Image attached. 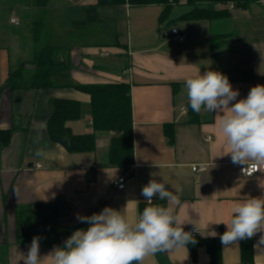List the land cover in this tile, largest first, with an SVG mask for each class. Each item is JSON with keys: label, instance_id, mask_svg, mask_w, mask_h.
Here are the masks:
<instances>
[{"label": "crops", "instance_id": "0c3cea01", "mask_svg": "<svg viewBox=\"0 0 264 264\" xmlns=\"http://www.w3.org/2000/svg\"><path fill=\"white\" fill-rule=\"evenodd\" d=\"M97 2L48 0L37 8L35 0H0V10L8 12L0 15V131L11 132L7 144L0 138V264H23L21 253L28 251L34 236L40 237L41 256L47 255L75 230L89 227L77 214L90 216L107 206L135 218L146 206L141 190L151 179L163 180L178 196L175 208L186 223L184 230L197 224L203 234L198 240L219 238L226 226L215 223L229 219L234 201L264 195V173L243 176L241 165L233 164L230 155L222 156L227 144L220 117L194 112L184 92L187 77L208 69L227 75L239 89L238 99L251 87L264 85V4L232 10L223 5L219 8L227 12L222 17L194 20L184 17L192 10L186 0H170L166 18L173 14V24L168 26L167 19H159L163 6L97 7ZM12 17L19 26L11 24ZM40 17L44 26L36 46L33 24ZM167 26L185 32V42H172L168 31L162 35ZM45 44L70 51L75 85H129L134 163L128 170L108 165L112 132H95V151L88 153H70L48 136L55 99L81 104L80 118L68 123L72 134L94 132L88 93L73 87L12 92L6 86L9 74ZM166 130L173 131L172 141ZM202 165V172L193 171ZM122 177L125 188L117 190L113 183ZM48 202L59 207L50 218L49 232L22 235L20 221L31 223L33 206ZM253 255L249 264H264V248L253 247ZM222 256L223 264H241L240 241L222 245ZM196 257L187 246L150 255L143 264H210L204 246L198 247ZM44 264H50L47 258Z\"/></svg>", "mask_w": 264, "mask_h": 264}, {"label": "clouds", "instance_id": "9594fccd", "mask_svg": "<svg viewBox=\"0 0 264 264\" xmlns=\"http://www.w3.org/2000/svg\"><path fill=\"white\" fill-rule=\"evenodd\" d=\"M184 92L194 112L220 117L219 130L227 144L222 156L230 155L249 176L264 172V85L251 87L246 97L238 99L239 89L233 88L228 76L208 69L187 77ZM167 186L163 180H149L141 190L146 206L135 218L107 206L90 216L77 214L76 219L89 227L75 230L45 256L40 254V237L34 236L28 251L21 253L23 264H44L45 258L50 264H143L150 255L197 243L193 232L203 234L195 223L193 231L184 230L186 223L175 208L178 196ZM221 223L226 226L220 234L222 245L251 240L259 233L254 248H264V195L234 201L229 219L215 224Z\"/></svg>", "mask_w": 264, "mask_h": 264}, {"label": "trees", "instance_id": "16d2710c", "mask_svg": "<svg viewBox=\"0 0 264 264\" xmlns=\"http://www.w3.org/2000/svg\"><path fill=\"white\" fill-rule=\"evenodd\" d=\"M192 6V10L184 14V17L209 20L222 17L227 12L226 9H211L203 7L204 4L215 3L223 6L229 1L235 3L237 7H249L259 0H186ZM48 0H35L37 8H44ZM130 6H163L160 22H165L166 16L171 7L170 0H98L97 7H110L113 5ZM33 39L37 46L40 43V31L44 26V18L40 17L34 24ZM70 51L52 47L49 44L42 45L35 49L33 58L21 63L17 69L9 74L6 86L12 92L16 90L43 89V88H76L82 93L91 96V113L94 132L84 135L72 134L68 127L69 122L78 120L81 116V104L78 100L55 99L51 101L53 114L49 119L47 131L48 136L54 143L62 145L70 153H88L95 151V132L109 131L115 134L111 140L109 153V166L120 167L128 170L134 163L133 147V119L132 105L130 98V87L126 84H99V85H75L70 79L69 65ZM195 120V117H194ZM167 136L172 141L173 131L166 130ZM11 132L0 131V138L4 144L9 142ZM165 204V202H161ZM59 207L56 202L35 204L31 223H25V219L20 221L23 232L22 235L39 233L47 234L50 229V218L56 214ZM196 239V238H195ZM197 243L188 244L191 256L195 259L197 249L204 246L210 257V264H223L222 244L219 238L205 240L196 239ZM64 242H58L57 246H62ZM254 240L240 241L241 264H249L253 260Z\"/></svg>", "mask_w": 264, "mask_h": 264}, {"label": "built area", "instance_id": "2783aa9c", "mask_svg": "<svg viewBox=\"0 0 264 264\" xmlns=\"http://www.w3.org/2000/svg\"><path fill=\"white\" fill-rule=\"evenodd\" d=\"M260 3L264 4V0H259ZM226 6L229 8V9H234L235 8V3L233 1H229L226 3ZM15 24L17 26H19L20 24V21L16 18V17H12L11 19V24ZM166 37L169 38L172 42H175V43H180L182 44L183 42H185L186 38H187V34L185 32H181L179 29L177 28H172L170 31L167 32L166 34ZM182 112H184V108L182 109ZM208 141L212 140L211 137H208L207 138ZM37 168H41L42 165L40 164H37L35 165ZM243 166H240V170ZM193 171L195 172H202L204 169H205V166L202 165V166H194L193 168ZM242 175L243 176H247V177H252V176H255V175H258L259 173H264V172H261V171H257L256 173H253L251 176H249L247 173H243L241 171ZM113 186L118 190H122L125 188V178L122 177V178H119L118 180L114 181L113 183ZM194 228H191L189 229L188 231H193ZM193 235L196 237H198L199 233L198 232H193Z\"/></svg>", "mask_w": 264, "mask_h": 264}, {"label": "rangeland", "instance_id": "374dc122", "mask_svg": "<svg viewBox=\"0 0 264 264\" xmlns=\"http://www.w3.org/2000/svg\"><path fill=\"white\" fill-rule=\"evenodd\" d=\"M223 5H226V4H223ZM203 7H205V8H211V9H220L219 7H222L221 5H217V4H215V3H209V4H204L203 5ZM138 9H140V8H138ZM138 9H135V10H138ZM0 12H1V16H2V14H6V15H8V12H5V11H3V10H0ZM170 19H167V22H168V26H170L171 24H173L172 23V19H173V14H171V16L169 17ZM166 22V23H167ZM9 25V24H8ZM166 27V31H162L161 33H162V35L164 34V32H167V31H170L173 27ZM21 28V27H20ZM22 28H24V27H22ZM129 28H130V26H129V23L127 24V22H126V31H125V35L127 34V36L128 35H130L129 34ZM131 32L134 30V20H132V23H131ZM214 30L216 31L217 29H216V27H214ZM9 33V32H8ZM13 48V47H12ZM12 48H10V49H12ZM13 50V49H12ZM16 55V54H15Z\"/></svg>", "mask_w": 264, "mask_h": 264}]
</instances>
